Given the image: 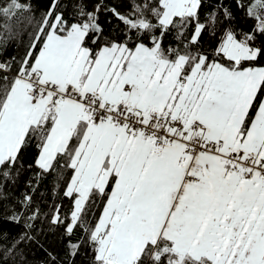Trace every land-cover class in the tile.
I'll return each mask as SVG.
<instances>
[{
  "label": "snow or ice",
  "instance_id": "6c2138e0",
  "mask_svg": "<svg viewBox=\"0 0 264 264\" xmlns=\"http://www.w3.org/2000/svg\"><path fill=\"white\" fill-rule=\"evenodd\" d=\"M235 2L255 21L248 33L221 24L233 18L222 0L203 21L202 0H139L127 13L51 0L39 19L21 0L0 5V46L34 25L15 74L0 63V180L20 174L30 147L43 173L70 169L65 233H86L92 264H264V0ZM173 31L180 47L164 44ZM62 223L56 209L51 224Z\"/></svg>",
  "mask_w": 264,
  "mask_h": 264
},
{
  "label": "trees",
  "instance_id": "16d2710c",
  "mask_svg": "<svg viewBox=\"0 0 264 264\" xmlns=\"http://www.w3.org/2000/svg\"><path fill=\"white\" fill-rule=\"evenodd\" d=\"M7 0H0V5L6 4ZM31 6L32 11L25 13V16H34L39 19L47 10L51 0H21ZM139 0H87L88 8L91 10L95 4L102 3L107 8H115L117 11L127 13L130 11L129 5ZM69 4L71 11V0H65ZM221 0H202L200 10L201 20L210 9H215ZM223 7L229 8L233 18L229 21L221 18V24L225 29L234 28L237 32L248 33L255 27V21L247 18L243 11L237 8L235 0H222ZM66 17L68 12L65 13ZM217 15L221 13L218 11ZM111 21V23H109ZM3 23V20H0ZM13 28H16L17 21H10ZM99 23L105 30V35L115 32L118 21L110 12L100 11ZM22 32L16 39H9L7 46H0V63L10 64L11 71L6 74L10 77L15 74L20 61L29 43L34 25L29 26L27 21L21 25ZM189 26L187 32H191ZM7 36V33H4ZM176 32L173 31L164 37V44L171 47H180V42L175 40ZM223 33L217 30L215 37L204 34L201 40L202 49L211 50L218 45ZM257 46L264 44V37L258 36L255 41ZM93 47H96L95 45ZM15 58V59H13ZM256 66H264V58H260ZM4 75V73H0ZM3 81H0L2 84ZM38 150L30 147L24 155V169L18 176H13L8 181L0 180L3 185L0 191V250L11 248L12 244L19 240L25 232L33 236L31 241L22 242L12 255L4 257L0 255V264H53L52 257H55V264H92L91 248L83 243L86 233L80 229H74L72 234L65 233V226L70 223L71 213L74 210V200L65 195L67 183L71 178V170L62 168L60 164L55 165V170L43 173L34 164V158ZM32 163L31 168L28 164ZM63 161H61V164ZM30 198V199H27ZM59 209L62 224L52 225L51 217L54 211ZM102 210L101 205L97 204L86 216V226H92ZM33 213H38L35 221H28V217ZM17 215L19 222L9 219ZM26 222L35 224V228L29 230L25 227ZM6 237V238H5ZM69 241L73 244H81L79 254L74 258L66 254V247ZM51 254V255H49Z\"/></svg>",
  "mask_w": 264,
  "mask_h": 264
}]
</instances>
